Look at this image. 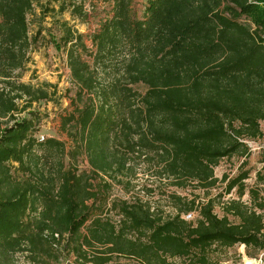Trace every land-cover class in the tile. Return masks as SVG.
<instances>
[{"label": "trees", "instance_id": "trees-1", "mask_svg": "<svg viewBox=\"0 0 264 264\" xmlns=\"http://www.w3.org/2000/svg\"><path fill=\"white\" fill-rule=\"evenodd\" d=\"M85 2L0 0V264L17 253L22 264H215L213 246L264 250V188L245 185L247 170L214 175L262 135L264 0H106L83 34L73 22L90 16ZM35 7L51 13L44 49L71 85L57 136L38 133L32 109L52 85L23 80L40 36L28 33ZM140 173L153 180L136 189ZM155 179L204 191L221 181L238 199L218 216L213 198ZM156 189L172 212L152 205Z\"/></svg>", "mask_w": 264, "mask_h": 264}, {"label": "rangeland", "instance_id": "rangeland-1", "mask_svg": "<svg viewBox=\"0 0 264 264\" xmlns=\"http://www.w3.org/2000/svg\"><path fill=\"white\" fill-rule=\"evenodd\" d=\"M106 0H86L85 7L90 13V16L84 21L78 20L73 22L75 28L78 32L83 34H90L99 24L100 18L103 16L106 9ZM139 14L141 11L138 12ZM63 18H68V15H61ZM51 13L43 16L38 7H35L32 14L28 15V33L29 36H33L38 31L40 36L37 42L34 44L33 51L30 54V62L26 66V71L24 73L23 80L26 83L39 86L43 82H47L52 85L49 87V99L41 100L32 105V109L37 110L40 113L41 119L38 125V133L44 136H57L56 128L59 123L58 114L66 107H68L69 99L66 88L70 87L67 73L62 67L58 55L54 53L47 52L44 49V45L48 44V31L57 32L55 27L51 24ZM244 24H248L246 20L241 19ZM86 43L90 45L89 40ZM135 88L139 90H144L142 85H135ZM262 135L255 139L246 140V144L249 148L248 155L242 157L239 155H233L229 158L221 159L219 164L214 168V175L218 179H221L223 174L227 175L228 178L235 177L239 173L247 170L248 177L244 180L245 185L249 187L264 188V121L259 122ZM245 162V163H242ZM139 182L136 189L141 188L144 184H150L153 180L147 179L148 174H139ZM149 180V181H148ZM153 184L159 185L161 190L167 189L171 192H176L182 195L192 198V194H195L199 199H203L205 196L214 199V212L221 216L223 214L222 204L229 199H238L235 189L231 190L230 193H224L225 182L219 181L216 188L209 191H204L201 189H178L173 186H168L166 180L162 181L154 180ZM117 196L127 198L119 188L114 190ZM159 189H156L154 195L151 197L152 205H158L163 208L166 212H172L169 207L168 201L165 196L159 198ZM141 196L144 199H149L150 197L145 195L141 191ZM240 200L251 205V200L248 192H246ZM196 213H192V217L187 220H191ZM234 222H237L235 217L229 216ZM211 258L215 264H264V250L258 249L252 246H245L244 244H234L230 247L223 246H213L212 247ZM15 264H22L25 261L24 255L17 253L12 257ZM54 264H75L73 257H62L57 263ZM109 264H139L136 261L128 258H116L113 262Z\"/></svg>", "mask_w": 264, "mask_h": 264}, {"label": "built area", "instance_id": "built-area-1", "mask_svg": "<svg viewBox=\"0 0 264 264\" xmlns=\"http://www.w3.org/2000/svg\"><path fill=\"white\" fill-rule=\"evenodd\" d=\"M43 139H44V137L43 136H40V139L39 140H43ZM189 217H192V214H186L184 216L185 219H188Z\"/></svg>", "mask_w": 264, "mask_h": 264}]
</instances>
